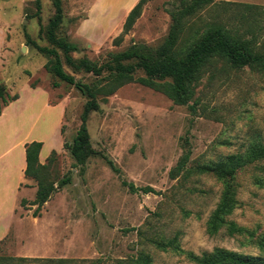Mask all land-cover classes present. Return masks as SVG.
<instances>
[{
  "label": "rangeland",
  "instance_id": "374dc122",
  "mask_svg": "<svg viewBox=\"0 0 264 264\" xmlns=\"http://www.w3.org/2000/svg\"><path fill=\"white\" fill-rule=\"evenodd\" d=\"M137 1L61 0L56 33L78 45V52L69 53L72 61L86 57L101 65L132 44L160 46L177 1L147 0L123 33ZM243 13L248 17L242 19ZM54 15L53 0H40L39 11L35 0H0L5 34L0 84L18 95L0 114V254L71 260L67 264H193L188 253L224 248L264 264V158L237 165L231 187L227 178L204 168L246 154L253 143L264 145V72L218 62L214 75L207 71L185 104L139 82L98 96L99 109L87 119L95 154L75 165L66 145L80 126L87 97L46 68L50 57L36 45L57 49L75 79L93 84L99 77L69 64L49 40ZM213 20L239 31L253 27L261 42L264 0H213L188 26ZM117 37H122L118 44ZM133 73L145 75L141 68ZM33 140L43 142L40 162L55 152V186L70 177L37 216L32 204L37 184L24 176V145ZM144 187L154 192L145 193ZM225 192L231 210L211 233L208 222ZM230 223L242 230L230 234Z\"/></svg>",
  "mask_w": 264,
  "mask_h": 264
},
{
  "label": "trees",
  "instance_id": "16d2710c",
  "mask_svg": "<svg viewBox=\"0 0 264 264\" xmlns=\"http://www.w3.org/2000/svg\"><path fill=\"white\" fill-rule=\"evenodd\" d=\"M177 5L170 11L172 24L165 41L156 48H150L144 44H132L126 50L111 53V58L105 63L98 65L86 57L80 59L76 64L69 56L70 52H78L76 43L68 41L64 36L58 35L56 29L62 22L61 0H53L55 15L47 27V35L59 49L64 53L65 60L84 72L99 77L93 84L83 83L71 74L67 73L62 65L61 57L55 48L36 45L37 50L50 57L46 68L51 71L59 80L74 85L82 94L87 97L84 103L80 119L81 123L76 131L72 142L66 147L70 150L75 160V165H84L87 160L95 154L90 142V135L87 128V119L92 111L99 109L98 96L106 97L114 93L121 86L130 82H139L154 90L164 93L176 104H185L195 94L197 83L207 71L214 75L216 63L221 62L222 66L239 69L249 67L250 69L264 72V39L256 42L258 33L253 27H245L239 31L238 27H227L221 20H213L203 23L201 27L188 26L192 17L212 6L213 0H176ZM147 0H138L130 9L125 20L123 33H127L139 17L143 5ZM37 11L40 9V0H35ZM226 5L232 3L226 2ZM234 4V3H233ZM242 8L252 9L249 4H235ZM248 17L245 13L241 18ZM122 37H117L118 44ZM135 60L133 63L125 61ZM135 68L143 69L145 75L134 76ZM105 71H108L104 74ZM34 86V82L32 83ZM18 97L17 94L10 95L4 84H0V114L2 108L9 101ZM192 107V106H191ZM43 142L33 140L24 145L25 168L24 176L33 179L37 184L35 199L36 204L34 216L39 214L42 205L50 198L57 188L67 184L70 180L66 176L58 181L55 186V179L52 174V165L55 160V152L52 151L46 163L40 162L39 154ZM246 154L235 155L229 158V162L209 164L205 169H210L218 177L227 178L228 186L231 187L229 179L237 165L243 162H251L255 159L264 158V145L260 142L248 146ZM143 192H154L151 187H144ZM229 190V188L226 189ZM224 193L220 202L212 214L208 229L215 232L223 223V214L231 210L232 199L228 193ZM24 203V201H22ZM228 232L233 234L240 232L242 228L235 223L228 224ZM163 248V245H160ZM143 257H140V259ZM188 259L193 264H252L256 257H250L243 253L230 251L224 248H214L211 252L202 254L188 253ZM69 259L62 258H29L13 257L0 254V264H67ZM132 264H143L141 261L133 260Z\"/></svg>",
  "mask_w": 264,
  "mask_h": 264
},
{
  "label": "crops",
  "instance_id": "0c3cea01",
  "mask_svg": "<svg viewBox=\"0 0 264 264\" xmlns=\"http://www.w3.org/2000/svg\"><path fill=\"white\" fill-rule=\"evenodd\" d=\"M4 29L3 27H0V61L2 60V57H1V51H2V48L5 44V39H4Z\"/></svg>",
  "mask_w": 264,
  "mask_h": 264
}]
</instances>
